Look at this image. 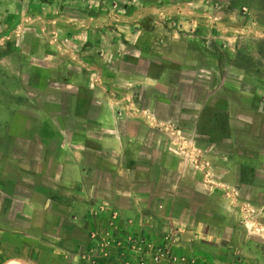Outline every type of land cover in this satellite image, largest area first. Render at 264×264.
<instances>
[{
    "label": "crops",
    "instance_id": "1",
    "mask_svg": "<svg viewBox=\"0 0 264 264\" xmlns=\"http://www.w3.org/2000/svg\"><path fill=\"white\" fill-rule=\"evenodd\" d=\"M137 1L0 38V264H89L100 230L264 264V0Z\"/></svg>",
    "mask_w": 264,
    "mask_h": 264
},
{
    "label": "rangeland",
    "instance_id": "2",
    "mask_svg": "<svg viewBox=\"0 0 264 264\" xmlns=\"http://www.w3.org/2000/svg\"><path fill=\"white\" fill-rule=\"evenodd\" d=\"M142 6L145 8L146 4L142 5L137 0H0V29L3 30L0 31V38L11 37L9 42H19L25 31L37 36L42 34L43 27L45 31L50 29L49 41L59 42V32L53 26L59 24L60 17L66 16L63 19L71 24L78 23L80 29H87L86 23L90 21L95 24L102 21L109 27H116L125 21L138 22L124 20V14L126 10H140ZM82 14L87 15L85 20L73 19V15L80 17ZM145 21L142 20V23L145 24ZM170 21L176 22L174 19ZM6 27L10 28L9 33L4 31ZM117 237L114 235V239H108L107 232L96 231V241L90 246L89 257L82 261L89 264H142L140 256L133 251L135 244L119 242ZM145 264L150 263L147 261Z\"/></svg>",
    "mask_w": 264,
    "mask_h": 264
},
{
    "label": "built area",
    "instance_id": "3",
    "mask_svg": "<svg viewBox=\"0 0 264 264\" xmlns=\"http://www.w3.org/2000/svg\"><path fill=\"white\" fill-rule=\"evenodd\" d=\"M176 135L178 138H180V140H184L185 142L192 144L191 141L183 139L182 133L177 131ZM191 157L193 169L205 176L207 182H211V169L209 164L200 154L196 153L195 151H191ZM231 192L237 196V192L235 190H232ZM127 241L131 244H135L133 251L134 253H137L138 256H140L142 259V264H145L147 261H149L150 264H184L183 261L180 260L168 246H161L153 249L144 241Z\"/></svg>",
    "mask_w": 264,
    "mask_h": 264
}]
</instances>
